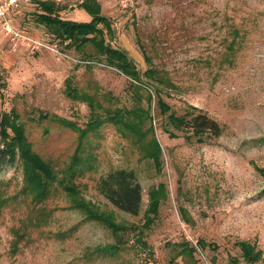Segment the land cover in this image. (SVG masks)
Instances as JSON below:
<instances>
[{"label":"rangeland","instance_id":"1","mask_svg":"<svg viewBox=\"0 0 264 264\" xmlns=\"http://www.w3.org/2000/svg\"><path fill=\"white\" fill-rule=\"evenodd\" d=\"M55 1L62 18L91 19L79 7L83 0ZM97 1L113 23L111 45L127 51L141 72L151 67L146 54L173 86L150 85L149 105L146 92L134 93V79L98 57L89 61L67 48L35 21V0H23L8 10L21 37L8 35L0 22V117L16 109L36 152L62 167L75 152L76 134L40 122L35 111L80 125L88 121V105L65 94L68 77L118 107L132 108L142 97L141 105L154 116L162 173L152 160L140 159L111 126L105 128L97 170L80 180L83 196L115 211L117 222L127 227L116 236L84 219L58 184L47 200L35 202L23 193L20 161L6 165L0 171V264H232L233 258L251 264L243 242L264 252V0H129L125 6L120 0ZM156 89L179 115L194 107L218 122L220 134L208 131L204 141L192 136L188 142L184 132L175 130L179 136L171 138L157 114ZM113 168L135 170L143 190L138 215L113 207L97 190L99 178ZM160 183L169 196L144 230L149 249L142 250L134 233L145 223L148 191ZM200 239L206 246L192 254L179 246L187 240L196 247ZM107 244L122 249L112 257L95 250Z\"/></svg>","mask_w":264,"mask_h":264},{"label":"trees","instance_id":"2","mask_svg":"<svg viewBox=\"0 0 264 264\" xmlns=\"http://www.w3.org/2000/svg\"><path fill=\"white\" fill-rule=\"evenodd\" d=\"M38 11L35 21L43 26L48 34L61 43H66L69 49L80 52L84 59L91 61L92 57H98L100 62L115 67L127 76L134 79L131 82L134 93L146 92V99L149 105L152 104V94L149 92L150 85L159 84L162 86H173L167 74L157 66H153L150 58L145 54V59L151 66L141 72L136 68L128 52L115 48L111 45V39L115 36L112 21L102 13V7L97 0H83L79 7H83L91 15L89 21H76L62 18L59 3L52 0H35ZM234 43L239 36L238 30L234 31ZM233 45H231V48ZM93 55V56H92ZM3 81L0 77V88ZM158 97V116L164 120L161 124L163 130L171 138L179 135L175 130L185 133L188 142H192V136H199V141H204V135L211 132L219 135L221 126L206 114L197 112L196 108L187 110L179 115L170 104L160 96L159 90L155 91ZM65 94L74 101H81L89 107V118L86 123L80 125L56 114L37 109V117L40 122L59 124L68 128L76 134V147L74 154L62 166H56L50 159L43 157L33 148L29 141L25 123L16 109L5 112L0 117V134L3 145L0 148V171L8 164L19 160L23 169V193L31 195L37 203H42L53 193V185L59 187L68 196L72 208L81 212L84 219L96 221L107 228L116 236H120L126 226L117 222L115 211L102 209L94 202L83 196L82 182L80 177L94 173L97 170L99 153L102 146L105 128L111 126L116 134L124 141L140 159L152 160L158 174L162 173L163 161L161 146L155 136L154 116L150 107L143 108L142 97H136L135 105L132 108L118 107L108 100L102 101L95 94L79 87L72 77L65 80ZM146 124H149L146 127ZM46 125V127H49ZM49 128H45L48 134ZM192 132V135L186 134ZM97 190L102 194L113 207L132 215H138L142 205V186L138 181L135 170L128 168H113L104 176H101L96 183ZM149 203L144 213L145 223L143 228L136 229L134 235L142 250L149 249L145 241V229L151 227L159 214L163 201L168 199L167 186L160 183L148 191ZM185 221L188 219L184 213ZM185 240L179 246L192 254L197 247L206 246L203 240L197 241V246H190ZM244 258L251 264L264 260V252L256 249L250 243H242ZM118 244H107L95 250L105 256H115L120 250ZM232 264H239L235 258Z\"/></svg>","mask_w":264,"mask_h":264},{"label":"built area","instance_id":"3","mask_svg":"<svg viewBox=\"0 0 264 264\" xmlns=\"http://www.w3.org/2000/svg\"><path fill=\"white\" fill-rule=\"evenodd\" d=\"M19 1L23 0H0V22L3 23L6 33L14 38L21 37L22 33L16 31L8 20V10L14 5H18ZM55 1V0H52ZM129 0H120L121 5L125 6ZM28 39V38H26ZM33 42L32 39H28Z\"/></svg>","mask_w":264,"mask_h":264}]
</instances>
